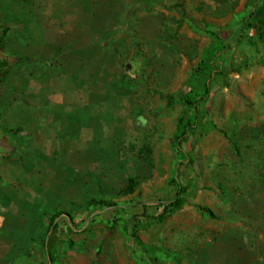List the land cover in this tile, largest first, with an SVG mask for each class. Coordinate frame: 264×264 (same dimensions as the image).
Returning <instances> with one entry per match:
<instances>
[{"label":"rangeland","instance_id":"rangeland-1","mask_svg":"<svg viewBox=\"0 0 264 264\" xmlns=\"http://www.w3.org/2000/svg\"><path fill=\"white\" fill-rule=\"evenodd\" d=\"M249 171L263 186L264 0H0V264H211Z\"/></svg>","mask_w":264,"mask_h":264},{"label":"crops","instance_id":"crops-1","mask_svg":"<svg viewBox=\"0 0 264 264\" xmlns=\"http://www.w3.org/2000/svg\"><path fill=\"white\" fill-rule=\"evenodd\" d=\"M254 173L256 172H248L247 180L249 183H253L248 190L239 188L235 193L236 196L231 194V197L236 198L239 202L235 207L237 213L233 210V218L225 217L227 233L226 235L221 233L222 244L220 246L222 249L214 253H206L212 261L211 264H264V258L258 257L257 260L256 254L258 253L255 250L258 245L264 248V184L258 187L254 185V178L250 179V176ZM243 211L248 214L244 216ZM235 248L240 250L241 248H248L249 251L245 256L241 251L239 253L235 252ZM262 252L264 256V249ZM4 255L0 256V263L6 262Z\"/></svg>","mask_w":264,"mask_h":264},{"label":"trees","instance_id":"trees-1","mask_svg":"<svg viewBox=\"0 0 264 264\" xmlns=\"http://www.w3.org/2000/svg\"><path fill=\"white\" fill-rule=\"evenodd\" d=\"M254 28L257 29L258 26L254 25ZM207 95L208 85L207 83H205L203 87L194 94V98H190L188 96L183 97L184 111L178 120L177 132L173 136V144L178 147L179 151H182V153H184L189 158L188 161L184 164L185 174H187V172L192 169L193 163L188 153H186L182 148V144L187 142L189 137L192 135V131L197 120L199 106L201 105L202 101L206 99ZM188 188V183H184V181L178 182L175 198L164 205V207L162 208V214L172 212L182 207L185 203V197Z\"/></svg>","mask_w":264,"mask_h":264}]
</instances>
